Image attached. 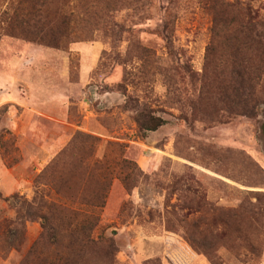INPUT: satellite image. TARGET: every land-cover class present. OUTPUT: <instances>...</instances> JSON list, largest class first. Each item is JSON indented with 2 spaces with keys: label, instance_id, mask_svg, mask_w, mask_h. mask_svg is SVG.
I'll use <instances>...</instances> for the list:
<instances>
[{
  "label": "rangeland",
  "instance_id": "rangeland-1",
  "mask_svg": "<svg viewBox=\"0 0 264 264\" xmlns=\"http://www.w3.org/2000/svg\"><path fill=\"white\" fill-rule=\"evenodd\" d=\"M224 1L89 0L59 45L0 27V264H264V54L231 32L264 0Z\"/></svg>",
  "mask_w": 264,
  "mask_h": 264
},
{
  "label": "trees",
  "instance_id": "trees-1",
  "mask_svg": "<svg viewBox=\"0 0 264 264\" xmlns=\"http://www.w3.org/2000/svg\"><path fill=\"white\" fill-rule=\"evenodd\" d=\"M217 1L223 4L228 3V6L235 5V2ZM50 2L51 0H4L0 3V27L15 33L14 35L28 36L27 34H31L39 41L59 45L62 44L60 38L63 34L61 32H72L77 29L74 24L77 20L75 9L79 5L83 8L84 5L86 13L92 11L89 0L88 2L86 0H64L63 4L54 13L52 12L53 14H49L47 7ZM240 16L239 22L234 24L231 32L244 38L249 47L264 54V17L260 16L257 9L251 6H245ZM138 123L141 129L154 131L164 123V120L151 117L139 119ZM262 128L264 133V124ZM65 206L70 233L80 237L83 246L95 244L97 239L93 238L92 233L100 221V213L95 211V208L100 211L102 205H94L90 201L72 200Z\"/></svg>",
  "mask_w": 264,
  "mask_h": 264
},
{
  "label": "crops",
  "instance_id": "crops-1",
  "mask_svg": "<svg viewBox=\"0 0 264 264\" xmlns=\"http://www.w3.org/2000/svg\"><path fill=\"white\" fill-rule=\"evenodd\" d=\"M131 227H133V226H131ZM128 228H129V230L127 232V235L129 237H130V235H131L132 238H135V237L140 238L142 236V234L140 232H138V231L134 232L133 228H130V227H128ZM125 231H127V230H125ZM133 253H134L135 260H138V259H140L141 256H143L142 255V250L140 248H138L137 246H135V245H133Z\"/></svg>",
  "mask_w": 264,
  "mask_h": 264
}]
</instances>
